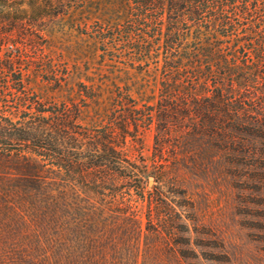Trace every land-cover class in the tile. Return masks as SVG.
Returning <instances> with one entry per match:
<instances>
[{"label":"trees","instance_id":"1","mask_svg":"<svg viewBox=\"0 0 264 264\" xmlns=\"http://www.w3.org/2000/svg\"><path fill=\"white\" fill-rule=\"evenodd\" d=\"M153 130L150 163L129 147ZM219 154L264 164V0H0V199L36 239L1 254L191 245L180 166Z\"/></svg>","mask_w":264,"mask_h":264},{"label":"rangeland","instance_id":"2","mask_svg":"<svg viewBox=\"0 0 264 264\" xmlns=\"http://www.w3.org/2000/svg\"><path fill=\"white\" fill-rule=\"evenodd\" d=\"M56 45L72 49L75 43L73 38L71 42L57 39ZM154 147L153 130L144 135L141 146L130 145L129 151L135 156L141 153L151 163ZM180 168L181 177L176 183L191 205L178 211L193 219L188 222L192 244L156 248L155 240L149 238L141 242L140 255L136 247L135 257L124 259H131V264H264V164L231 165L219 154L198 164L187 160ZM173 198L176 203L182 201L180 197ZM2 203L0 199V246L35 242L24 223L5 213ZM183 250L188 251L186 256L181 255ZM29 261L0 252V264Z\"/></svg>","mask_w":264,"mask_h":264}]
</instances>
